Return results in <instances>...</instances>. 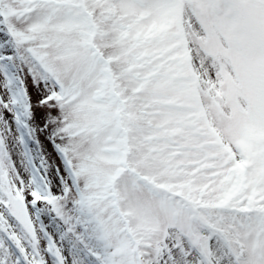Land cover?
<instances>
[{"label":"snow or ice","instance_id":"snow-or-ice-1","mask_svg":"<svg viewBox=\"0 0 264 264\" xmlns=\"http://www.w3.org/2000/svg\"><path fill=\"white\" fill-rule=\"evenodd\" d=\"M0 264H264V0H0Z\"/></svg>","mask_w":264,"mask_h":264}]
</instances>
